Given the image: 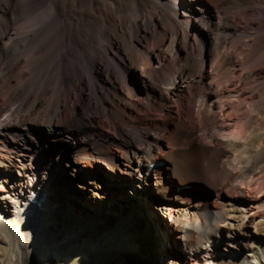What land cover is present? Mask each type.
Returning a JSON list of instances; mask_svg holds the SVG:
<instances>
[{
	"label": "bare ground",
	"instance_id": "6f19581e",
	"mask_svg": "<svg viewBox=\"0 0 264 264\" xmlns=\"http://www.w3.org/2000/svg\"><path fill=\"white\" fill-rule=\"evenodd\" d=\"M19 2L0 0V264H264V0H30L44 29L16 25ZM71 143L92 202L46 227L42 190ZM82 166L153 185L145 233L142 211L126 218L134 184Z\"/></svg>",
	"mask_w": 264,
	"mask_h": 264
},
{
	"label": "rangeland",
	"instance_id": "374dc122",
	"mask_svg": "<svg viewBox=\"0 0 264 264\" xmlns=\"http://www.w3.org/2000/svg\"><path fill=\"white\" fill-rule=\"evenodd\" d=\"M19 1H20L19 2L20 3V11H19L17 19H16V25L17 26H19V27L22 26L23 24H21V23H25V21H26V24L28 22L29 26H28V24H27V26L25 25L26 27L23 25L22 26L23 28H33L34 29V27H35V29H44L45 27H47V19H45L46 16H45V13L42 11V9H40L36 6H33L31 4L30 0H19ZM200 2H201V0H200ZM174 3L176 4V6L179 8L180 11L183 9H186L187 5H188L187 0H174ZM204 3H205V1H204ZM207 8L209 11L208 12L209 15L213 16V14H214L213 6H211V5L209 6V4H207ZM26 15H28V16H26ZM40 20H42V21H40ZM37 23H38V25H37ZM192 33L190 34L191 38L193 36ZM203 33H205V31H203ZM204 38L207 40V37H204ZM127 83L129 84V86H131L134 89V91L136 92V94L138 96L143 97L145 95L147 87L142 83V80L140 77V72L138 70H132L127 74ZM176 85H179V82H177ZM179 86H180V88H183L184 84H180ZM104 134L108 135V137H109V134L107 132L104 131ZM191 135H193L191 131L186 132L187 137L190 138ZM75 144H78V142L75 141ZM75 144L73 145V143H71V145L68 146L67 149L62 153V156L60 157L59 161L57 162V167L59 166L60 169L56 168L57 170L55 169V171H53L52 174L49 175L47 182L44 184L45 188L42 190L43 202H45L44 205H47L50 209L48 211V214H47L48 221H46V227H48L51 224H54V221L56 219L55 217L57 216V214L60 213V211L66 212L67 210H73V207L75 205H82L83 206L84 203L87 204V203L92 202L91 201L92 198H90L85 193L86 190H85L84 186L79 187L78 185L75 184V182H74L75 177H73V175H72V168L69 165V163H68L69 166L65 165L67 163L66 161H68V159H70L73 155L72 150H73L74 146H76ZM161 168L163 169V172L165 174V177L168 179L169 184H171V185L177 184V183H175L176 182L175 178H173V177L170 178L169 170H168V168L163 166V163H162ZM80 169L84 173H86L85 169H88V171H87L88 175L87 176H90V178L94 174H96L98 176L101 174L103 175V173H105V170L103 171V168L99 167V166H96V167L82 166V167H80ZM107 179L112 185H116L115 187H118V186L131 187V185L134 184L135 190H136V192H138V195L136 197L135 194H137V193H134L130 197L125 198L124 204L128 203L130 201H132V203H134L133 205H131V208H130L131 210L129 212L130 217H132V218L137 216L139 212H141V211L143 212L142 216H143L144 220L139 219L137 217V219L135 218V221L134 220L132 221V225L133 226H141V228H143V232L145 233L147 231V229H145L144 226L140 225L138 221H140V222L143 221L145 223L149 222V217L147 215V212H150L151 210L155 211L153 209L154 205H155L156 201H159V199H162L161 195L152 189L153 185H150V187L149 186L147 187L143 184V187H139L137 185L139 180H137V179L127 180V182H126V181H123L121 179H117L116 176H112V175L111 176L107 175ZM62 184H65V186H66L65 187L66 192L64 193V196L62 197V198H65V200L59 202V200H61V197L60 198L57 197V199L55 201H52V199H53V197H52L53 196V187H55V185H62ZM176 187H178V186H176ZM183 188L186 190L187 187H183ZM174 193L175 194L170 192V194H168L169 198H171V199L167 200L166 202L168 204H170V207L174 206V204L179 201V198L187 197L189 194L190 195L193 194L195 199H198V198H200V199H211V192L209 190H207L206 188L193 190V191H190L188 194H186L185 192L178 194L179 192L176 193L175 191H174ZM164 200H166V199L164 198ZM70 201H72V203H70ZM143 205H145L146 207L144 208ZM132 208H135V209H132ZM171 209H173V208H171ZM157 214H158V221L160 222V224H162L163 228L165 227L166 223L167 224L170 223L171 216H168V214H166V213H158L157 212ZM142 216H141V218H142ZM163 224H164V226H163ZM165 231L167 233L168 242L173 243V239L169 238L171 235L170 234L171 232H169L168 230H165ZM174 252L175 253H173V254L176 255L177 257L185 258V256H186L185 252L182 251L181 249L177 248L176 251H174ZM146 254H148V252H146ZM182 254H185V255L183 256ZM190 258H191V256H187V258H186L187 261H190L189 260Z\"/></svg>",
	"mask_w": 264,
	"mask_h": 264
},
{
	"label": "water",
	"instance_id": "95a60500",
	"mask_svg": "<svg viewBox=\"0 0 264 264\" xmlns=\"http://www.w3.org/2000/svg\"><path fill=\"white\" fill-rule=\"evenodd\" d=\"M126 218L128 219L129 217H130V214H129V212L128 213H126ZM118 226V225H117ZM131 233V232H130ZM129 232H128V235H127V232H125L124 234H119V236H121V235H123L124 236V239H127V240H129V238L131 237V239L132 240H134V237L132 236V234H130ZM144 233V232H143ZM139 235H142V233H140V234H138L137 235V238L139 239ZM140 240V239H139Z\"/></svg>",
	"mask_w": 264,
	"mask_h": 264
}]
</instances>
